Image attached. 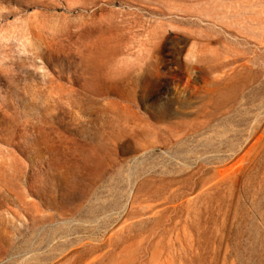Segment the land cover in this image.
Instances as JSON below:
<instances>
[{"label":"rangeland","instance_id":"1","mask_svg":"<svg viewBox=\"0 0 264 264\" xmlns=\"http://www.w3.org/2000/svg\"><path fill=\"white\" fill-rule=\"evenodd\" d=\"M0 264H264V0H0Z\"/></svg>","mask_w":264,"mask_h":264}]
</instances>
